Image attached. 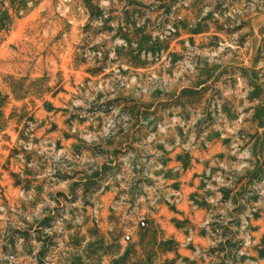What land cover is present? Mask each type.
I'll return each instance as SVG.
<instances>
[{
    "label": "rangeland",
    "instance_id": "1",
    "mask_svg": "<svg viewBox=\"0 0 264 264\" xmlns=\"http://www.w3.org/2000/svg\"><path fill=\"white\" fill-rule=\"evenodd\" d=\"M92 5L0 0V264H264V0Z\"/></svg>",
    "mask_w": 264,
    "mask_h": 264
},
{
    "label": "trees",
    "instance_id": "2",
    "mask_svg": "<svg viewBox=\"0 0 264 264\" xmlns=\"http://www.w3.org/2000/svg\"><path fill=\"white\" fill-rule=\"evenodd\" d=\"M85 9L88 12L89 21L101 20V18L103 17L101 13L104 11V9L100 8L98 5H92V0H85ZM4 27H5V18L0 17V32L3 30Z\"/></svg>",
    "mask_w": 264,
    "mask_h": 264
}]
</instances>
